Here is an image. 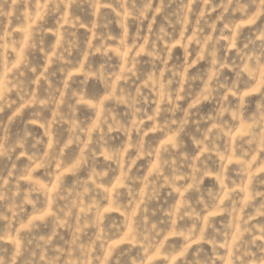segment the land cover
I'll return each instance as SVG.
<instances>
[{
    "label": "clouds",
    "instance_id": "clouds-1",
    "mask_svg": "<svg viewBox=\"0 0 264 264\" xmlns=\"http://www.w3.org/2000/svg\"><path fill=\"white\" fill-rule=\"evenodd\" d=\"M0 264H264V0H0Z\"/></svg>",
    "mask_w": 264,
    "mask_h": 264
}]
</instances>
